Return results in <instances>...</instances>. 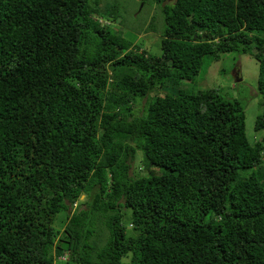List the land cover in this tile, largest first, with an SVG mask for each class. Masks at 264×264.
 I'll return each instance as SVG.
<instances>
[{
  "label": "trees",
  "instance_id": "trees-1",
  "mask_svg": "<svg viewBox=\"0 0 264 264\" xmlns=\"http://www.w3.org/2000/svg\"><path fill=\"white\" fill-rule=\"evenodd\" d=\"M228 54L264 108V0H0V264H264V110L179 90Z\"/></svg>",
  "mask_w": 264,
  "mask_h": 264
},
{
  "label": "rangeland",
  "instance_id": "rangeland-1",
  "mask_svg": "<svg viewBox=\"0 0 264 264\" xmlns=\"http://www.w3.org/2000/svg\"><path fill=\"white\" fill-rule=\"evenodd\" d=\"M156 9L158 10L154 6L150 10L154 13ZM141 38L143 45L141 47L150 51L157 50L156 38L150 36ZM136 42L139 43L138 40ZM206 65L208 68L203 75L192 82L181 83L179 90L195 92L199 89L215 88L220 90L222 95L238 100L246 112L247 135L250 141L254 142L255 138L260 137L254 131L255 120L264 110L260 106L262 97L257 90L259 62L249 55L228 54L222 56L221 60ZM64 215V213L59 215L55 228H61L60 219ZM61 260L68 261V256L62 257Z\"/></svg>",
  "mask_w": 264,
  "mask_h": 264
},
{
  "label": "water",
  "instance_id": "water-1",
  "mask_svg": "<svg viewBox=\"0 0 264 264\" xmlns=\"http://www.w3.org/2000/svg\"><path fill=\"white\" fill-rule=\"evenodd\" d=\"M169 1H172V0H169Z\"/></svg>",
  "mask_w": 264,
  "mask_h": 264
}]
</instances>
